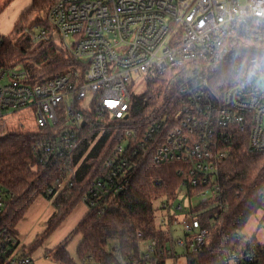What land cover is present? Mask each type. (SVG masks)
I'll list each match as a JSON object with an SVG mask.
<instances>
[{"label": "built area", "instance_id": "built-area-1", "mask_svg": "<svg viewBox=\"0 0 264 264\" xmlns=\"http://www.w3.org/2000/svg\"><path fill=\"white\" fill-rule=\"evenodd\" d=\"M46 18L76 66L36 82H28L23 66L0 68V122L16 120L14 128L38 133L31 143L37 168L60 176L46 189L54 202L74 186L90 150L75 156L88 135L97 133L94 145L130 119L125 140L94 170L81 202L105 213L129 184L140 155L154 152L157 162L178 164L188 196L187 206L167 198L157 222L169 230L171 255L174 244L186 257L197 255L212 238L202 213L215 210L211 223L219 224L228 208L220 163L232 143L264 151V0H55ZM162 75H168V101L134 124L133 99L151 97L148 85ZM28 117L34 125L23 122ZM193 196L200 197L198 206ZM14 197L0 181V220ZM177 223L183 236L174 235ZM136 238L139 255L123 263L154 264L158 239L142 228ZM23 246L18 233L0 224L5 264H34ZM219 252L223 264H264V241L256 235L241 249L223 245Z\"/></svg>", "mask_w": 264, "mask_h": 264}, {"label": "trees", "instance_id": "trees-1", "mask_svg": "<svg viewBox=\"0 0 264 264\" xmlns=\"http://www.w3.org/2000/svg\"><path fill=\"white\" fill-rule=\"evenodd\" d=\"M12 0H8L9 3ZM55 0H32V4L20 16L12 34L3 38L0 46V68L23 66L28 73V82H36L56 77L72 66H76L65 49H60L51 41L54 29L48 19H42ZM39 23V24H38ZM38 42V44H37ZM168 75L156 77L148 85L152 96L140 94L132 102L134 124L148 120L149 111L159 109L168 98ZM64 120V117H62ZM126 128L130 119L124 120ZM124 129L112 128L100 134L91 133L86 138L75 159L90 150L80 165L78 176L72 187L65 188L54 200L55 211L48 218L46 228L30 244L24 245V253H33L59 227L89 190L94 170L100 167L108 153L118 142L125 140ZM37 132L14 131L0 136V181L15 193L5 214L0 220L2 226L17 234V225L30 206L40 196L47 194V187L60 176H49L38 169L31 143ZM239 140L234 141L228 154L220 163L221 180L226 190L228 208L223 212L219 224L211 223L214 211L202 213L204 225L210 226L212 238L197 255H190L187 264H223L220 250L223 245L240 249L232 240L245 226L249 218L264 206V151L250 152ZM154 152L140 155L139 165L131 176L129 184L112 197L105 213L88 210L77 223L72 233L60 242L53 252L54 257L64 263L74 264L68 250L72 235L80 233L82 238L77 246L80 264H124L130 256L139 255L137 229L142 228L147 236L158 239L159 250L154 264H167L171 256L169 230L157 222V211L153 199L165 196L175 200L183 189L184 176L177 174L178 164L171 161L157 162ZM220 219V218H219ZM225 242V244H223ZM0 264L5 260L0 258Z\"/></svg>", "mask_w": 264, "mask_h": 264}, {"label": "rangeland", "instance_id": "rangeland-1", "mask_svg": "<svg viewBox=\"0 0 264 264\" xmlns=\"http://www.w3.org/2000/svg\"><path fill=\"white\" fill-rule=\"evenodd\" d=\"M7 2L8 0H0V35L5 36L12 34L17 21L22 13L30 7L32 0H12L9 3ZM42 19H46V12L45 18L43 14ZM51 41L54 45L63 49L60 35H52ZM144 89H146V86L142 84L141 90L143 91ZM23 122L27 125H34V121L29 117L23 119ZM17 123L19 124L16 120L10 122L9 124L0 122V136L5 133L14 132L12 131L13 129L21 131L20 129L14 128ZM167 200L168 199L165 196H159L153 199V206L159 215L165 213V210L162 209V203ZM191 200L194 206H198L200 197L193 196ZM175 201L177 203H183L185 206L188 205V196L186 195V191L184 189L181 190ZM86 208V204L83 202L77 204L71 214L62 221L53 234H51L37 250L35 249V251L31 254L28 253L34 258V264H67L57 260L54 257L53 252L55 251L56 246L72 233L73 229L80 220L83 210ZM54 210L55 204L53 200L48 199L45 195H40L34 201L18 226V237L20 239L21 246L29 244L44 231L47 219L49 218L48 215L51 211L53 213ZM183 214L184 213H181L180 216ZM174 228V235L176 237L184 235V228L181 223L175 224ZM238 234L240 235V238H235L232 242L240 249L244 246L245 241L253 235H256V239L258 241H264V209L259 208L255 213H253ZM81 238V234L76 233L72 235L68 243V250L75 263H81L77 253V246ZM146 243L147 242L144 241L143 249L145 248ZM171 249L172 255L169 257L167 264H187V258L184 255V248L182 246L174 244L171 245Z\"/></svg>", "mask_w": 264, "mask_h": 264}, {"label": "crops", "instance_id": "crops-1", "mask_svg": "<svg viewBox=\"0 0 264 264\" xmlns=\"http://www.w3.org/2000/svg\"><path fill=\"white\" fill-rule=\"evenodd\" d=\"M55 211V210H54ZM88 211V208H86V209H84L83 210V213H82V215H81V217H80V219L83 217V215L86 213ZM28 212V211H27ZM53 213H52V211L50 212V214L48 215V217H50L51 215H52ZM47 217V218H48ZM23 219H21V221H22ZM48 220V219H47ZM21 221L18 223V225H17V230H18V226H19V224L21 223ZM80 221V220H79ZM31 243V242H30ZM29 243V244H30ZM28 245V244H27Z\"/></svg>", "mask_w": 264, "mask_h": 264}]
</instances>
